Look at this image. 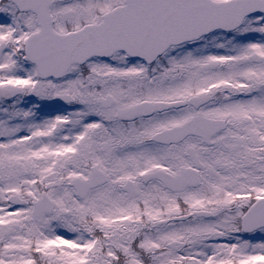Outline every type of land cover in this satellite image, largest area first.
Returning a JSON list of instances; mask_svg holds the SVG:
<instances>
[{
	"label": "snow or ice",
	"instance_id": "snow-or-ice-1",
	"mask_svg": "<svg viewBox=\"0 0 264 264\" xmlns=\"http://www.w3.org/2000/svg\"><path fill=\"white\" fill-rule=\"evenodd\" d=\"M0 264H264V0H0Z\"/></svg>",
	"mask_w": 264,
	"mask_h": 264
}]
</instances>
